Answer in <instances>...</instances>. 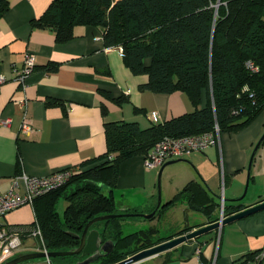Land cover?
<instances>
[{
	"label": "crops",
	"instance_id": "obj_1",
	"mask_svg": "<svg viewBox=\"0 0 264 264\" xmlns=\"http://www.w3.org/2000/svg\"><path fill=\"white\" fill-rule=\"evenodd\" d=\"M9 2L0 17V75L4 77L0 83V192L11 187L16 175L43 176L69 167L77 172L97 163L106 151L107 122L135 121L145 128L152 124L149 113L155 112L162 123L194 109L183 91L141 89L147 75L133 74L118 46L105 45L102 27L75 25L73 37L58 41L53 29L32 24L51 0ZM27 52L34 53L35 66L22 82L17 74ZM23 116L32 121L33 131L28 135L19 134ZM3 119L9 121L3 123ZM262 135L264 111L239 130L221 132L216 145L166 164L161 172V203L169 201L190 180H202L221 203L238 204L237 211L264 201V139L249 166ZM144 161V155L138 154L119 164L113 197L122 211L147 213L156 207L163 164L147 168ZM16 191H24L23 182L19 181ZM66 205L64 200L63 207ZM165 207V218L173 217L169 212L179 208V225L164 236L175 237L185 226L193 230L209 223V216L188 208L185 202ZM222 211L221 205L214 211L217 219ZM131 217L120 221L123 227L133 223L128 219ZM161 217L150 218V224L156 225ZM1 221L6 226L34 225V201L8 211ZM34 244L16 254L42 249L39 241ZM255 251H264V209L136 264H232ZM54 260L25 264H56Z\"/></svg>",
	"mask_w": 264,
	"mask_h": 264
},
{
	"label": "trees",
	"instance_id": "obj_2",
	"mask_svg": "<svg viewBox=\"0 0 264 264\" xmlns=\"http://www.w3.org/2000/svg\"><path fill=\"white\" fill-rule=\"evenodd\" d=\"M51 0L32 20L38 27L55 31L56 39L73 37L75 25L103 29L107 46H120L133 74L147 75L141 89L153 92L183 91L194 109L162 123L141 128L135 121L105 124L106 151L97 163L73 172L63 185L34 199L36 219L42 234L39 246L48 250L74 247L77 240L68 231L79 232L92 217L124 213L115 206L121 161L144 156L164 137H180L212 130L236 131L264 111V0ZM9 0H0V17ZM251 63L252 67L249 66ZM120 102V101H119ZM63 198V214L56 203ZM185 202L188 208L217 219L220 200L202 180H190L152 218L162 216L165 206ZM238 204L223 201V213L237 211ZM214 213V215H213ZM120 217L105 220V239L111 251L98 264H111L171 236H155L158 225L123 234ZM96 226V223L94 224ZM199 225V224H198ZM98 226V225H97ZM185 226L174 235L191 231ZM258 251L247 253L232 264L256 260ZM16 255V254H15ZM50 258V261L57 259ZM64 257L59 258V262Z\"/></svg>",
	"mask_w": 264,
	"mask_h": 264
},
{
	"label": "built area",
	"instance_id": "obj_3",
	"mask_svg": "<svg viewBox=\"0 0 264 264\" xmlns=\"http://www.w3.org/2000/svg\"><path fill=\"white\" fill-rule=\"evenodd\" d=\"M120 52L121 47L118 46ZM35 66L34 53L27 52L23 61V67L17 74L20 81H24L29 72ZM249 66L252 67L251 63ZM4 77L0 75V83ZM148 118L152 123H158V116L155 112L149 113ZM9 119H3L7 123ZM33 131L32 121L23 116L20 124L19 134L28 135ZM220 130L217 125L212 130L189 134L180 137H164L159 140L144 156L147 168L158 167L169 158H185L193 151H202L207 147L216 145L219 140ZM71 167L59 169L43 176H30L25 173L13 177L11 187L0 192V262L14 256L23 245V241L28 237H36L42 241V234L37 223L30 226H6L1 221L3 215L26 203H33L34 199L48 191L55 189L66 183L72 176ZM19 181L23 182L24 191L18 193L16 187ZM223 210V201L221 211ZM42 250L48 249L43 247ZM257 258L264 260V251H261Z\"/></svg>",
	"mask_w": 264,
	"mask_h": 264
},
{
	"label": "water",
	"instance_id": "obj_4",
	"mask_svg": "<svg viewBox=\"0 0 264 264\" xmlns=\"http://www.w3.org/2000/svg\"><path fill=\"white\" fill-rule=\"evenodd\" d=\"M218 4H219V0L217 1L215 5L216 8ZM262 139H264V135L261 136V138L259 139V141L257 142V144L255 145L253 149L251 159L249 162V166L253 158V155L256 149L258 148ZM179 160H182V159L181 158L172 159L170 161L165 162L161 166L159 170V174H158V181H157L158 200H157L156 207L151 212L149 213H144V212L105 213V214L96 215L92 217L91 219H89L79 232L68 231V234L77 240V244L74 247L69 248V249H63V250L44 251L41 249V250H33V251L18 253L12 256L11 258L0 262V264H25L27 261L37 259V258L50 259V258H56V257H64L65 259L69 256H75L76 259L74 261L63 259V261L59 262V264H95L94 261L99 260L101 257L107 255L111 251L113 247V242L110 239H105L104 230L103 229L100 230L98 226L96 227L94 224L101 220H108L111 218L120 217L122 215L141 216L147 219L152 218L156 212V209L159 208L162 204L161 203V172H162V169L164 168L166 164L179 161ZM261 209H264V201H261L254 205L246 207L230 215H224L222 211L219 219L213 222H209L196 229H193L191 231H188L180 235H177L175 237L169 238L167 240H164L150 247L143 248L111 264H136L146 258L157 255L164 251H167L189 239L195 238L210 230L218 229L219 227H221L222 225L230 221L247 216Z\"/></svg>",
	"mask_w": 264,
	"mask_h": 264
},
{
	"label": "rangeland",
	"instance_id": "obj_5",
	"mask_svg": "<svg viewBox=\"0 0 264 264\" xmlns=\"http://www.w3.org/2000/svg\"><path fill=\"white\" fill-rule=\"evenodd\" d=\"M63 205H64V200H63V198H60L59 202L56 205V210L60 214V216H62V214H63V208H64ZM147 213H149V212H147ZM169 213H170V215H173V217L165 218V216L162 215V217L160 218V220L156 224V225H158V232L155 234V236H164L166 234H169L171 231L175 230L177 228V226L179 225V223H178L179 208L175 207ZM189 217L191 218L192 215ZM128 219H132L133 223H135V224H133V223L129 224L128 223V224L124 225L123 234L133 232V231L140 229V228H146V227L151 225L150 224V218L147 219V218H143L141 216H134V217H131ZM153 222L155 223V221H153ZM97 225L104 227L105 226V220H101V221L96 222V226ZM36 243L38 244V239L36 237H29L26 239V241H23L22 248L25 246H33V244L37 245ZM59 258L54 260V261H56V264L59 263ZM45 259L46 258H37V259L29 260L27 262L37 261V260H45ZM75 259H76L75 256H69V257L65 258L64 260L74 261ZM94 263L96 264V263H98V261H94Z\"/></svg>",
	"mask_w": 264,
	"mask_h": 264
},
{
	"label": "flooded vegetation",
	"instance_id": "obj_6",
	"mask_svg": "<svg viewBox=\"0 0 264 264\" xmlns=\"http://www.w3.org/2000/svg\"><path fill=\"white\" fill-rule=\"evenodd\" d=\"M98 261V260H97ZM96 264H98V263H96Z\"/></svg>",
	"mask_w": 264,
	"mask_h": 264
}]
</instances>
